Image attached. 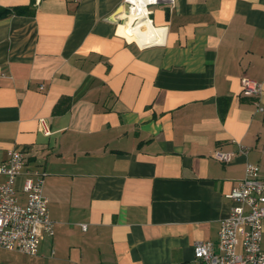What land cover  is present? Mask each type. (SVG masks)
<instances>
[{"label": "crops", "instance_id": "0c3cea01", "mask_svg": "<svg viewBox=\"0 0 264 264\" xmlns=\"http://www.w3.org/2000/svg\"><path fill=\"white\" fill-rule=\"evenodd\" d=\"M150 8L152 39L117 26L123 0H0L32 11L0 18V164L17 150L45 174L37 262L197 264L246 164L264 181V0Z\"/></svg>", "mask_w": 264, "mask_h": 264}, {"label": "built area", "instance_id": "2783aa9c", "mask_svg": "<svg viewBox=\"0 0 264 264\" xmlns=\"http://www.w3.org/2000/svg\"><path fill=\"white\" fill-rule=\"evenodd\" d=\"M40 0H37L39 2ZM125 13L119 16L117 26L124 25L132 18L131 26L137 27L140 21L151 25L152 6L166 4L174 6V0H123ZM3 75L0 73V78ZM241 92L244 96L256 99L259 112V98L262 86L246 77L241 78ZM246 154L247 150L240 147ZM230 153H214V158L229 163ZM25 176L23 192L26 203H18L15 190L16 179ZM45 174L37 169H26L24 153L9 150L0 164V249L17 252L29 257L37 255L42 237H52L54 223L48 215V201L43 195ZM233 206L227 218L220 221L218 247L214 252L210 242H197L193 246V256L197 264H264L261 248L262 221L264 220V181L255 165L247 163L244 178L226 196ZM85 230V226H82ZM243 231L240 234V231ZM239 235L242 240L239 243Z\"/></svg>", "mask_w": 264, "mask_h": 264}, {"label": "rangeland", "instance_id": "374dc122", "mask_svg": "<svg viewBox=\"0 0 264 264\" xmlns=\"http://www.w3.org/2000/svg\"><path fill=\"white\" fill-rule=\"evenodd\" d=\"M0 264H49L45 260L39 262L29 256L17 252L0 249Z\"/></svg>", "mask_w": 264, "mask_h": 264}, {"label": "bare ground", "instance_id": "6f19581e", "mask_svg": "<svg viewBox=\"0 0 264 264\" xmlns=\"http://www.w3.org/2000/svg\"><path fill=\"white\" fill-rule=\"evenodd\" d=\"M131 22H132V18H130ZM139 25L137 27H132L133 31H139L141 33L146 34L148 37H150L151 39L153 37H155V33H157L158 31L153 30L150 25L148 24V22L146 21H140L138 23ZM154 41V40H153ZM157 41V40H156Z\"/></svg>", "mask_w": 264, "mask_h": 264}, {"label": "trees", "instance_id": "16d2710c", "mask_svg": "<svg viewBox=\"0 0 264 264\" xmlns=\"http://www.w3.org/2000/svg\"><path fill=\"white\" fill-rule=\"evenodd\" d=\"M12 12H14L16 14H31L32 13V11L28 10V9H13ZM12 12L7 11V10L0 11V18L8 16Z\"/></svg>", "mask_w": 264, "mask_h": 264}]
</instances>
